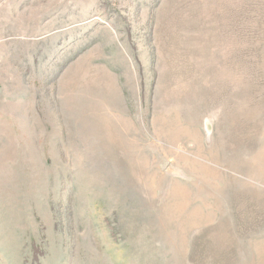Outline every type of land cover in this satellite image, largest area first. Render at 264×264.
<instances>
[{"label": "rangeland", "instance_id": "1", "mask_svg": "<svg viewBox=\"0 0 264 264\" xmlns=\"http://www.w3.org/2000/svg\"><path fill=\"white\" fill-rule=\"evenodd\" d=\"M0 264H264V0H0Z\"/></svg>", "mask_w": 264, "mask_h": 264}]
</instances>
